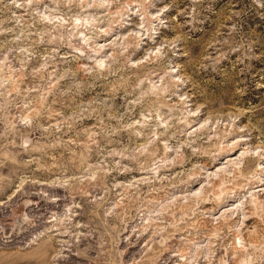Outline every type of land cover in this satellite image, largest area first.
I'll return each instance as SVG.
<instances>
[{
  "label": "rangeland",
  "instance_id": "rangeland-1",
  "mask_svg": "<svg viewBox=\"0 0 264 264\" xmlns=\"http://www.w3.org/2000/svg\"><path fill=\"white\" fill-rule=\"evenodd\" d=\"M0 264H264V0H0Z\"/></svg>",
  "mask_w": 264,
  "mask_h": 264
}]
</instances>
